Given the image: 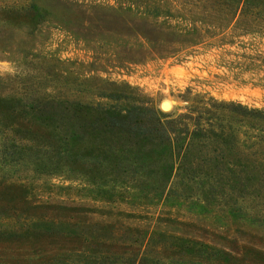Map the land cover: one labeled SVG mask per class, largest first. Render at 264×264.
<instances>
[{"label": "rangeland", "instance_id": "1", "mask_svg": "<svg viewBox=\"0 0 264 264\" xmlns=\"http://www.w3.org/2000/svg\"><path fill=\"white\" fill-rule=\"evenodd\" d=\"M32 2L45 13L38 24L0 20L2 96L105 103L111 102L105 94L115 90L135 98L126 101L173 116L208 98L264 111V21L253 30L213 32L211 24L200 21L202 8L164 0L158 20L167 18L179 33L195 20L204 28L202 38L174 45L178 36L164 28L156 33L158 43L149 46L139 11L118 12L116 0H0V8L21 9ZM62 4L69 7L68 22L46 12L59 11ZM167 10L174 15L164 17ZM2 177L26 184L30 201L43 206L36 213L57 220L56 231L63 235L44 248L58 253L61 264H132L141 258L148 264H224L160 251L158 243L173 236L237 257L264 253V185L260 194L238 198L235 206L243 210L231 212L234 201L225 197L208 205L196 195H176L179 203L170 207L149 203L121 184H110V194L101 198L82 177L62 170L28 177L0 164ZM84 238L89 240L80 242ZM0 254L12 264H31L19 243L0 245Z\"/></svg>", "mask_w": 264, "mask_h": 264}, {"label": "trees", "instance_id": "2", "mask_svg": "<svg viewBox=\"0 0 264 264\" xmlns=\"http://www.w3.org/2000/svg\"><path fill=\"white\" fill-rule=\"evenodd\" d=\"M163 1L116 0L115 10L139 11L141 34L149 46L158 43L156 33L164 28L178 36L174 45L197 43L204 28L195 20L182 33L176 32L177 25H171L167 18L158 20ZM172 1L205 10L200 21L211 24L213 32L231 27L253 30L264 21V0ZM37 8L33 2L21 9L2 7L0 20L30 27L45 16ZM58 8L46 12L60 21H70L66 16L69 7L62 4ZM163 14L174 15L171 10ZM186 34L195 36L183 38ZM116 93L105 94L111 101L105 103L54 97L26 102L23 96L0 95L1 166L28 177L61 170L72 173L82 177L91 185L90 191L101 198L110 194V184H121L136 190L138 197L149 203L170 207L179 203L176 195L181 199L196 195L208 205L221 197L232 199L231 212L241 211L235 206L238 198L260 194L264 185L263 110L208 98L173 116L153 106L126 101L135 99L132 94ZM9 179H0V245L19 243L21 255L31 264H61L58 253L44 248L61 238L57 220L38 215L43 206L30 201L29 187ZM72 236L66 233V237ZM158 246L171 257L264 264L261 251H249L248 258L237 257L187 238L173 236ZM144 259L132 264H148ZM0 264L12 263L0 254Z\"/></svg>", "mask_w": 264, "mask_h": 264}, {"label": "water", "instance_id": "3", "mask_svg": "<svg viewBox=\"0 0 264 264\" xmlns=\"http://www.w3.org/2000/svg\"><path fill=\"white\" fill-rule=\"evenodd\" d=\"M161 107H162V109H164V110H168V109L170 108V105H169L168 102H163V103L161 104Z\"/></svg>", "mask_w": 264, "mask_h": 264}]
</instances>
